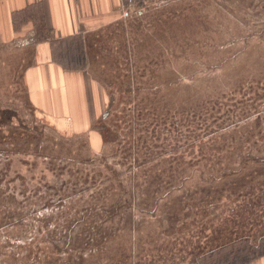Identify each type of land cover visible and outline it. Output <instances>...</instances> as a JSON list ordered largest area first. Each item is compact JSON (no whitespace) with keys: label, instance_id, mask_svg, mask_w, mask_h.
<instances>
[{"label":"rangeland","instance_id":"rangeland-1","mask_svg":"<svg viewBox=\"0 0 264 264\" xmlns=\"http://www.w3.org/2000/svg\"><path fill=\"white\" fill-rule=\"evenodd\" d=\"M120 14L92 40L98 151L31 110L23 54L0 60V264L263 259L264 0Z\"/></svg>","mask_w":264,"mask_h":264},{"label":"crops","instance_id":"crops-1","mask_svg":"<svg viewBox=\"0 0 264 264\" xmlns=\"http://www.w3.org/2000/svg\"><path fill=\"white\" fill-rule=\"evenodd\" d=\"M133 1L0 0V60L5 54H23L28 106L70 135H90L96 151L104 144L96 127L106 99L90 72L92 40ZM80 40L79 60L74 51L68 54L69 42ZM250 264H264V258Z\"/></svg>","mask_w":264,"mask_h":264},{"label":"trees","instance_id":"trees-1","mask_svg":"<svg viewBox=\"0 0 264 264\" xmlns=\"http://www.w3.org/2000/svg\"><path fill=\"white\" fill-rule=\"evenodd\" d=\"M36 239L33 241V243H32V245H34L35 243H36ZM55 241H53V243H54ZM41 252L42 251H35V252H33V253H31V255H33V256H36V257H39V254L41 255V256H43L44 258H46V256L47 255H49V254H41ZM260 256H262L261 254H258L257 255V257H260ZM43 257H41V258H43ZM255 258V257H254ZM255 259H249V260H246V261H244V263H242V264H248V263H250V262H252V261H254Z\"/></svg>","mask_w":264,"mask_h":264},{"label":"built area","instance_id":"built-area-1","mask_svg":"<svg viewBox=\"0 0 264 264\" xmlns=\"http://www.w3.org/2000/svg\"><path fill=\"white\" fill-rule=\"evenodd\" d=\"M142 2H151V1H171V0H140Z\"/></svg>","mask_w":264,"mask_h":264}]
</instances>
